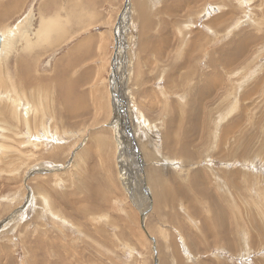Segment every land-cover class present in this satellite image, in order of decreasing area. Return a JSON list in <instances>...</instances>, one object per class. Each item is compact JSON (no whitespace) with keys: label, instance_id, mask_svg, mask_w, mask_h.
Instances as JSON below:
<instances>
[{"label":"rangeland","instance_id":"rangeland-1","mask_svg":"<svg viewBox=\"0 0 264 264\" xmlns=\"http://www.w3.org/2000/svg\"><path fill=\"white\" fill-rule=\"evenodd\" d=\"M0 3V264H264V0Z\"/></svg>","mask_w":264,"mask_h":264},{"label":"bare ground","instance_id":"bare-ground-1","mask_svg":"<svg viewBox=\"0 0 264 264\" xmlns=\"http://www.w3.org/2000/svg\"><path fill=\"white\" fill-rule=\"evenodd\" d=\"M72 1V0H71ZM146 3V2H145ZM154 3V2H153ZM15 4V3H14ZM145 5V4H144ZM7 10H9V8H3V6L1 5V3H0V17H3V15H1L2 13L4 14V16L6 15V11ZM140 12H142V10L140 11ZM150 12V11H149ZM11 13V12H10ZM143 13V12H142ZM145 13V12H144ZM146 14V13H145ZM145 14H143V15H145ZM8 15V14H7ZM141 17V16H140ZM59 18V17H58ZM147 18V17H146ZM149 18V17H148ZM55 19H52V18H50V19H45V18H41V21H40V26H39V28H38V30L36 31V33L34 34L35 36H36V39H37V41L41 38V37H46L47 38V40L50 38V36H51V41H52V44L51 45H53V44H55V45H57L58 46V44L60 43V42H62V39H63V34H64V31H63V33L62 34H60V24H58V23H56L55 21H54ZM141 24V23H140ZM62 27H65L64 25H62ZM141 29H142V27H140ZM65 29V28H64ZM140 29V30H141ZM179 31V30H178ZM137 33V32H136ZM2 36V35H1ZM0 36V37H1ZM53 36V37H52ZM197 37V36H196ZM2 38V42H1V47H0V53L1 52H3L2 50L5 48V42H4V39H3V37H1ZM145 38V37H144ZM197 40H198V38H197ZM26 41H27V44H31V43H33V45L37 42V41H32V40H30V38H29V36H27L26 37ZM141 42H143L142 40H141ZM39 44H40V42H39ZM42 44V43H41ZM40 44V45H41ZM164 44V43H163ZM197 42H196V40H195V44L193 45V47H195V49H196V47H198L197 46ZM37 45V44H36ZM166 45V44H165ZM27 46V45H26ZM167 47H168V45H166ZM28 47H31V45H28ZM34 47V46H33ZM145 49V48H144ZM195 49H194V51H195ZM148 50V49H147ZM197 50V49H196ZM149 52V51H148ZM109 54V53H108ZM186 54V53H185ZM139 56V55H138ZM192 56V55H191ZM191 56H190V58H191ZM0 57H1V55H0ZM78 57V56H77ZM193 59H194V61L196 60V55H195V52H193V57H192ZM109 61H110V59H108ZM191 61H192V59H191ZM104 62V61H103ZM18 63V62H17ZM16 63V64H17ZM107 63V62H106ZM18 65H20V64H18ZM173 67V66H172ZM18 69V68H17ZM172 69V68H171ZM10 70V69H9ZM19 74H20V76H22V74H21V72H19ZM188 74V73H187ZM2 76V75H1ZM188 76V75H187ZM25 78V77H24ZM24 78H22L21 77V80H23ZM91 78V77H90ZM93 79V78H92ZM188 79H189V77H188ZM21 82H23V81H21ZM136 82V81H135ZM138 82V81H137ZM204 81H202V80H199V83L200 84H198L197 86H198V93H196V97H197V99H194V101H193V108H192V112L191 113H189L188 114V118H187V123L189 124V122H190V126H192L193 125V127H194V129H191V132L192 133H194V132H196L198 129L199 130H201V126H198L197 127V125H200L199 124V122H201V120H203L202 119V117H204V112H203V106H202V98L205 96V92H202L201 91V89H200V86H201V84L203 83ZM25 83V82H24ZM21 84V83H20ZM23 84V83H22ZM195 84V83H194ZM140 85V84H139ZM138 85V88L140 87ZM3 86V88L5 87V85L3 84L2 85ZM2 86H0V89L1 90H3V88H2ZM196 86V87H197ZM214 88V87H213ZM5 90H3V91H10V90H12L13 89V87L11 88V89H8L7 90V88L5 87L4 88ZM14 89H17V88H14ZM196 89V88H195ZM108 91V90H107ZM5 92V93H6ZM10 93H12V92H9V93H6V94H4L3 93V95H1L0 94V100H2V98H4V97H6L7 96V98H8V95L10 94ZM94 93V92H93ZM213 93V92H212ZM95 94V93H94ZM17 95V94H16ZM13 96H15V95H13ZM95 96V95H94ZM10 99H11V97H10ZM18 99V98H17ZM5 100V99H4ZM7 100V99H6ZM97 100V99H96ZM11 101V100H10ZM14 101H17V100H15L14 99ZM189 101V100H188ZM18 102H20V101H18ZM196 102H198L197 104H196ZM203 102H204V98H203ZM5 103V102H4ZM9 103V102H8ZM34 103H36V102H34ZM87 103V102H86ZM85 102H83V101H81L80 100V104H82L83 105V108H85V109H89L88 107L89 106H87V104H86ZM96 103V102H95ZM6 104H7V102H6ZM194 104H196V105H194ZM210 104H212V103H210ZM4 105V104H3ZM18 105V104H17ZM79 105V104H78ZM96 105V104H95ZM94 105V106H95ZM215 105V104H214ZM7 108H8V106H6ZM67 107V106H66ZM17 108V107H16ZM9 109V108H8ZM7 109V110H8ZM213 109V108H212ZM135 109H133V111H134ZM202 110V111H201ZM214 110V109H213ZM212 110V111H213ZM212 111H209V112H211L210 113V116H212V115H214L213 113H212ZM214 111H216V110H214ZM233 111V110H232ZM30 112H31V109L29 108V107H27L26 108V110H25V117L27 118L26 120H25V122L26 123H28L27 125V127H28V129H29V131H32L31 130V126L36 122V118L34 119L35 120V122L34 123H32V121H30ZM138 113H139V110H138ZM30 114V115H29ZM14 115V114H13ZM138 115H140V117H139V119H140V122H143V121H145V119H144V117L142 116L143 114H138ZM206 115V117H204V119L206 120L205 121V124H204V126L209 122L208 121V118H207V114H205ZM71 116H74V115H71ZM138 120V119H137ZM210 120V119H209ZM139 121V120H138ZM19 122V121H18ZM218 122V121H217ZM216 122V123H217ZM104 123V122H103ZM138 123V122H137ZM186 123V124H187ZM204 123V122H203ZM36 124V123H35ZM35 124H34V126H35ZM142 124V123H141ZM149 124H151V123H149ZM209 124V123H208ZM101 125V124H100ZM142 126V125H141ZM171 126V125H170ZM99 127V126H98ZM174 127V126H173ZM203 127V126H202ZM102 128V127H101ZM143 128V127H142ZM147 128H149V127H147ZM146 128V129H147ZM156 128V127H155ZM154 128V129H155ZM171 128V127H170ZM37 129V128H36ZM153 129V128H152ZM148 130V129H147ZM151 130V129H150ZM173 130V129H172ZM204 130V129H203ZM149 131V130H148ZM152 131V130H151ZM159 132V131H158ZM201 132V131H200ZM204 132V131H203ZM31 133V132H30ZM197 133V132H196ZM169 134V133H168ZM181 139H182V142L184 143V144H182V151H186V149H184L183 147H185V148H187L186 147V145H187V143H185V140L184 139H186V138H184L185 137V135H186V128L185 129H182L181 130ZM189 134H190V131H189ZM198 134V133H197ZM140 135V134H139ZM138 135V136H139ZM103 136H105V135H103ZM168 136V135H167ZM43 137V136H42ZM191 137V136H190ZM204 137V136H203ZM95 138V137H94ZM106 138V137H105ZM96 139V138H95ZM99 139V138H98ZM103 140V139H102ZM107 140V139H106ZM171 140V137H170V139H168V141H167V145H168V147H170V151L173 149V152H174V154L175 155H177L178 153H181V152H176V147L174 148L173 146H174V143H171V145H170V143H169V141ZM184 140V141H183ZM186 140H188V139H186ZM55 141V140H54ZM97 141V140H96ZM207 141V140H206ZM95 142V141H94ZM100 142V141H99ZM107 142V141H106ZM119 142V141H118ZM181 142V143H182ZM186 142H188V141H186ZM215 143V142H214ZM104 144V143H103ZM102 144V145H103ZM173 144V145H172ZM196 144H197V142H196ZM106 145V144H105ZM141 145H142V142H141ZM198 145H199V143H198ZM14 146V145H13ZM139 146V145H138ZM201 146V145H200ZM143 147H145L144 145H142V149H143ZM167 147V148H168ZM123 149V148H122ZM119 151V150H118ZM143 151H144V149H143ZM169 152V151H168ZM186 152H188V151H186ZM31 153V152H30ZM172 153V152H171ZM142 154V153H141ZM144 154H145V156L146 157H148V154L149 153H147V151H145L144 152ZM188 155H189V153H188ZM141 156H143V155H141ZM144 158V157H143ZM137 159V158H136ZM142 161H144V160H142ZM151 161V160H150ZM150 161L148 162V163H150ZM126 162V161H125ZM157 164H158V162H157ZM175 165V164H174ZM110 166V165H109ZM109 168H111V167H109ZM153 168V167H152ZM149 171V169H147V172ZM156 171H158V170H156ZM152 172V171H151ZM154 172V171H153ZM150 173H148V175H149ZM154 174V173H153ZM156 174V173H155ZM152 175V174H151ZM161 175L163 176V173L162 172H160L159 173V176H160V178L158 179V177H157V174L155 175V176H153V177H149L148 179H150L149 180V184H150V187H151V185H153L154 187H155V189H156V187H158V186H166V184H165V182H163L164 184L162 185V183H160V181L161 180H163L162 179V177H161ZM168 180V179H167ZM148 181V180H147ZM123 184H124V182H123ZM157 184V185H156ZM236 185V184H235ZM116 187H117V185H116ZM236 187H237V185H236ZM235 187V188H236ZM95 188V187H94ZM152 189V188H151ZM158 189V188H157ZM156 191V190H155ZM154 191V192H155ZM159 191V190H158ZM122 192V191H121ZM120 193V192H119ZM153 193V192H152ZM164 194V193H163ZM137 196V195H136ZM159 196V195H158ZM138 197V196H137ZM160 197V196H159ZM158 197V198H159ZM163 197H165L164 195H163ZM156 198V197H155ZM161 198V197H160ZM166 198V197H165ZM153 199H154V196H153ZM161 200H162V198H161ZM166 201V200H165ZM163 202V201H162ZM167 203H168V201H167ZM160 204V203H159ZM163 204V203H162ZM161 204V205H162ZM164 206L166 205L165 203L163 204ZM154 206V205H153ZM155 207V206H154ZM167 207V206H166ZM158 208V207H157ZM160 210V209H159ZM144 212V211H143ZM157 213H158V211H156ZM140 216V215H139ZM172 220V219H171ZM144 222V221H143Z\"/></svg>","mask_w":264,"mask_h":264},{"label":"water","instance_id":"water-1","mask_svg":"<svg viewBox=\"0 0 264 264\" xmlns=\"http://www.w3.org/2000/svg\"><path fill=\"white\" fill-rule=\"evenodd\" d=\"M2 38L0 37V47H1Z\"/></svg>","mask_w":264,"mask_h":264},{"label":"crops","instance_id":"crops-1","mask_svg":"<svg viewBox=\"0 0 264 264\" xmlns=\"http://www.w3.org/2000/svg\"><path fill=\"white\" fill-rule=\"evenodd\" d=\"M145 48V47H144Z\"/></svg>","mask_w":264,"mask_h":264}]
</instances>
